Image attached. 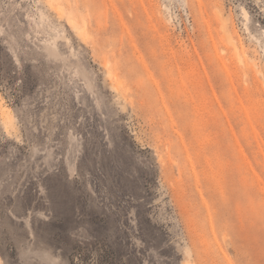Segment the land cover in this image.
I'll return each mask as SVG.
<instances>
[{
  "label": "rangeland",
  "instance_id": "1",
  "mask_svg": "<svg viewBox=\"0 0 264 264\" xmlns=\"http://www.w3.org/2000/svg\"><path fill=\"white\" fill-rule=\"evenodd\" d=\"M0 264H264V0H0Z\"/></svg>",
  "mask_w": 264,
  "mask_h": 264
},
{
  "label": "bare ground",
  "instance_id": "2",
  "mask_svg": "<svg viewBox=\"0 0 264 264\" xmlns=\"http://www.w3.org/2000/svg\"><path fill=\"white\" fill-rule=\"evenodd\" d=\"M71 24V23H70Z\"/></svg>",
  "mask_w": 264,
  "mask_h": 264
}]
</instances>
